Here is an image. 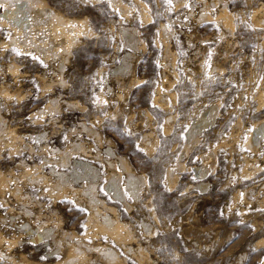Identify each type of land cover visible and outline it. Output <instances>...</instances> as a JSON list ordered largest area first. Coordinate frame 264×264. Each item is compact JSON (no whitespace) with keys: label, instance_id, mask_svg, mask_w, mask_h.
<instances>
[{"label":"rangeland","instance_id":"374dc122","mask_svg":"<svg viewBox=\"0 0 264 264\" xmlns=\"http://www.w3.org/2000/svg\"><path fill=\"white\" fill-rule=\"evenodd\" d=\"M46 1L66 16L86 18V25L63 68L64 83L57 82L52 89H41L38 74L55 76L52 66L33 48L21 52L0 47V83L11 88L10 97L0 92V112L6 121L0 124V171L19 174L24 159L50 176L49 167L68 171L74 159L91 162L101 175L97 197L115 206L119 220L129 225L131 239L116 242L101 233L93 235L86 225L90 209L81 192L76 191L77 197L69 192L56 198L54 191L48 194L47 184H31L19 176L9 183L10 188L16 181L20 185L18 196L0 191V237H4L0 264H60L66 258V242L81 236L87 248L85 260L90 259L77 264H113L100 255L98 248L103 247L116 251L119 262L114 264H264V134L258 143L251 137L253 125L264 123V105L258 104L259 94L264 93V0H181L176 5L172 0H120L127 13L112 0ZM223 5L233 17L231 30L216 17ZM253 15L263 21L257 23ZM123 30L137 44H130ZM8 33L0 27L1 39L7 40ZM123 60L130 63L128 71L114 72ZM9 61L19 64L14 77L7 68ZM157 91L167 106L153 103ZM51 97L60 101L57 111L47 107ZM214 103L219 106L211 123L183 153L187 128ZM81 121L97 135L83 130ZM8 129L22 137L17 144ZM75 140L91 148L87 149L91 155L71 153L68 165L59 166V154L52 148L64 149ZM107 147L113 154L104 153ZM211 149L216 151V166L201 176L202 153ZM118 156L145 178L137 199L124 188L130 207L104 187L111 168L120 173L124 184ZM106 158L116 164L114 168L108 167ZM257 166L260 169L255 170ZM169 171L176 176L172 186ZM26 222L34 230L43 225L52 228L55 239L62 238L61 251L55 239L34 241L21 228ZM146 223L150 231H144ZM138 248L143 255H138Z\"/></svg>","mask_w":264,"mask_h":264},{"label":"bare ground","instance_id":"6f19581e","mask_svg":"<svg viewBox=\"0 0 264 264\" xmlns=\"http://www.w3.org/2000/svg\"><path fill=\"white\" fill-rule=\"evenodd\" d=\"M175 2V5L178 4L181 0H172ZM213 1V0H212ZM112 4L114 5H119L124 12L128 11L125 8V5H123L121 3L120 0H112ZM174 4V3H173ZM208 4V3H207ZM140 5V4H139ZM262 5V4H261ZM118 6V7H119ZM141 6L144 7V5L141 3ZM221 6V5H220ZM179 7V6H178ZM0 8H3V13L0 14V27H4L6 28L8 31H10V37L7 40H3L0 38V47L2 48H16L19 51H23L24 49H34V51L37 53V55L41 56L43 59L46 60V62H48L51 66H52V72L53 75L55 76V79H51L49 77H47V74L45 72H43L42 74H38L37 76L39 77V79L42 81V86L43 90L46 89H52L53 85L56 84L57 82L59 84H63L64 80H63V75H62V71L63 68L65 66V63L68 59V56L71 54L72 48L73 46L77 43L78 41V37H80V33L82 32L81 29L85 27L86 25V18H75V17H70V16H66L64 14H62L60 11H58L56 8H54L53 6H51L46 0H0ZM129 9V8H128ZM255 9V8H254ZM259 9V6H258ZM206 12V10H204ZM204 12V13H205ZM208 12V10H207ZM252 12V11H251ZM254 12H257L256 10H254ZM127 13V12H126ZM217 13V12H216ZM253 13V12H252ZM258 13V12H257ZM255 14V13H254ZM259 14V13H258ZM205 15V14H204ZM256 15V14H255ZM140 16V15H139ZM142 16L143 18L146 17V14L144 13V10L142 9ZM201 16V15H200ZM252 16V15H251ZM209 17V16H207ZM205 17V18H207ZM217 19L223 24L222 26H225L227 28H229L231 30V28L233 27V17L232 14L228 11V9L226 8V5H223L222 8L220 9L218 15L216 16ZM215 17V18H216ZM253 20L256 21L257 23H259L261 20L257 21L255 20V16L253 15ZM150 19V18H149ZM199 19V18H198ZM252 19V18H251ZM263 21V20H262ZM261 21V22H262ZM166 27V26H165ZM164 27L162 26V29ZM120 29V28H119ZM125 29V28H124ZM128 29V28H126ZM122 30V28H121ZM130 31V30H129ZM134 31V30H132ZM125 32L126 38L128 40V42L130 44H135L134 43V37L127 32L126 30H123L122 33ZM163 32V31H161ZM167 33V32H166ZM124 34V33H123ZM133 34V33H132ZM162 34V33H161ZM1 36V35H0ZM124 36V35H123ZM165 36V35H163ZM125 37V36H124ZM166 39L168 38V36H165ZM125 38V39H126ZM165 39L166 43L167 40ZM264 41V40H263ZM127 42V41H126ZM128 43V45H129ZM262 43V42H261ZM137 44V43H136ZM134 47V46H133ZM136 48V47H135ZM5 51V50H4ZM25 51V50H24ZM33 51V52H34ZM165 52L167 55L170 54V49L168 47V45L166 44V48H165ZM3 54V53H2ZM9 57V56H8ZM12 57V56H10ZM9 57V58H10ZM127 57V56H126ZM170 57V56H169ZM173 57V54H172ZM128 59V58H127ZM166 59V58H165ZM171 59V58H170ZM11 60V59H10ZM13 60V59H12ZM44 60V61H45ZM129 60V59H128ZM174 60V59H173ZM54 61H57L56 65H53ZM167 61V60H166ZM4 63V62H3ZM163 63V62H162ZM164 63H169L164 62ZM174 63V62H172ZM130 63L127 62V60H123V62H121V64H119L118 66H116L113 71L115 72H121V74H124V72L128 71V67H130L129 65ZM18 65L16 64V62H10L7 64V68L9 70V72L11 73V75H13V77L17 74L18 71ZM50 66V67H51ZM112 72V73H114ZM116 73V74H117ZM1 74V73H0ZM20 74V73H19ZM119 74V73H118ZM120 74V75H121ZM18 75V74H17ZM12 77V78H13ZM20 80V79H19ZM3 81V80H2ZM16 81V80H15ZM38 81V80H37ZM138 81V79H137ZM136 82V81H135ZM9 86H7L6 84H2L0 83V92L1 94L10 97L11 96V88L10 90L8 89ZM258 91V90H257ZM256 91V93H257ZM264 91V90H263ZM44 92V91H43ZM99 92V91H98ZM14 94V93H13ZM101 96L102 94L99 93ZM2 96V95H1ZM20 96V95H19ZM100 96V97H101ZM258 100L260 99V101H258L259 106L261 108L262 105H264V93H260L258 96ZM153 103L162 106H167L165 104H167L166 100L163 98V96L161 95L160 91H157L155 97H153ZM174 98V97H173ZM9 99V98H8ZM101 100V99H100ZM103 100V99H102ZM257 100V99H256ZM6 101V100H4ZM69 101V100H68ZM48 109L49 110H58L59 108V99L58 98H52L50 99V101H48ZM72 102V101H71ZM257 102V101H256ZM72 103L75 104V102L73 101ZM69 104V103H68ZM70 105V104H69ZM78 105V104H77ZM218 103H214L212 104L210 107L205 108L202 112H200V114L194 119L192 120V123L190 124V126L187 128L186 130V135H187V145L185 146L183 153L186 152V150L189 147V143H191L193 141H196L197 138V134L201 131V129L208 125L209 123H211V119L213 117V115L216 113L217 107H218ZM258 106V107H259ZM79 108V107H78ZM167 108V107H166ZM259 109V108H258ZM42 112V111H41ZM197 115V114H196ZM38 116V115H37ZM81 117V116H80ZM55 118V117H54ZM57 118V117H56ZM55 118V119H56ZM52 119V118H51ZM84 119V118H83ZM38 120V119H37ZM39 121V120H38ZM37 121V122H38ZM54 121V120H53ZM5 118L4 116L1 114L0 112V124L1 125H5ZM35 122V121H33ZM168 122V121H167ZM262 122V121H261ZM81 128L83 130H86L88 133L92 134V135H97L95 129L93 130V128L91 126H86L82 121L80 123ZM263 125L264 123H262V125H253V132L251 133V137L254 138V142L258 143L259 139L261 138L263 133ZM9 127V125L7 126ZM6 127V128H7ZM71 128V127H70ZM15 129V128H14ZM72 129V128H71ZM71 129L69 132H71ZM77 129V128H76ZM168 129V127H167ZM3 130V129H2ZM2 130H0V140L2 139L3 135L1 136ZM7 130V129H5ZM9 130V129H8ZM16 130V129H15ZM56 130V129H55ZM69 130V128H68ZM10 133L11 138H12V143H16L17 144V139L19 140V138H22L21 136H19L18 134L15 133L14 130H9L7 131V133ZM77 132V131H76ZM5 133V131H4ZM47 133V132H46ZM45 133V134H46ZM72 133V132H71ZM39 134V133H38ZM22 135V134H21ZM71 135V134H70ZM100 135V134H99ZM38 136V135H37ZM60 136V135H59ZM40 138L43 137V134L39 135ZM47 137V136H46ZM79 137V136H78ZM6 138V137H4ZM10 138V139H11ZM44 138V137H43ZM96 138V137H95ZM24 139V138H23ZM252 139V138H251ZM4 140V139H3ZM2 140V141H3ZM6 140V139H5ZM42 140V139H41ZM16 141V142H15ZM23 142V140H20ZM97 141H99V139L97 138ZM110 141V140H109ZM248 141V140H247ZM250 138H249V143L250 142ZM253 141V140H252ZM10 142V140H9ZM8 142V143H9ZM6 143V142H5ZM249 143H247V145H249ZM4 144V143H3ZM21 143L19 142V145ZM47 144V143H45ZM1 145V143H0ZM5 145V144H4ZM14 145V144H13ZM25 145V144H24ZM42 145V144H41ZM147 145V144H146ZM259 144H257L258 146ZM32 145L26 144V147L30 149H32L31 147ZM39 147H41L40 145H38ZM45 146V145H44ZM67 146V145H66ZM55 147V146H54ZM149 147V146H147ZM254 147V146H253ZM15 148V146H14ZM13 148V149H14ZM18 148V147H17ZM21 148V147H20ZM19 148V149H20ZM45 148V147H44ZM89 148V147H88ZM86 148V146L84 145V143H82L79 140H75L72 141L66 148L64 149H59V148H52V150L55 152H57L59 154V159L57 160V163L59 164V166H63L66 167L70 161V156L71 153H83V156H89L91 154H87L88 151ZM250 148V147H249ZM251 149V148H250ZM16 150V148H15ZM33 150V149H32ZM44 150V149H43ZM46 150V149H45ZM257 150V149H256ZM14 151V150H12ZM17 151V150H16ZM36 151V150H35ZM33 152V151H32ZM44 152V151H43ZM100 152V151H98ZM13 153V152H12ZM97 153V152H96ZM105 154L107 153L108 155L113 154V150L110 147H107L105 152ZM96 155L100 156L101 154L97 153ZM46 156V155H45ZM97 156V157H98ZM107 156V155H106ZM201 156V155H200ZM96 157V159H97ZM94 158V157H93ZM113 158V157H112ZM98 159H100L98 157ZM203 159V166L201 167V169L199 170L201 173V176H204L207 171L209 169H214L217 163V156H216V151L214 149L208 150V151H204L202 153V158ZM24 160V159H23ZM20 163L21 167H22V172H20L19 174H15L12 171L9 173L7 172V174H4L2 171H0V191L3 193L6 190H9L13 195H17L19 193V187L17 185V181L15 182V185L13 188H10L9 183L12 180H17V178H20L19 176H21L25 181H27L28 183L31 184H37L39 185L40 182H43L44 184H47V188H48V194H52L53 191L55 193L54 197L57 198V196H62V195H67L69 192L72 193V195L76 196V191L81 192V194L84 196V198H86L87 201V205L89 207V211H90V216L87 217V223L86 225H89V228L92 229L93 231V235H97V234H103L106 235L112 239H114L116 242H120V241H129L126 238L131 239V231L129 230V225H125L124 223H122L121 220H119V216H118V211L115 208V206L112 205H108L106 204L104 201H102L100 198L97 197L96 195V187H97V181L99 180V178L101 177V175H99L96 167L89 161H86L84 159H74L72 160V166L71 169L66 171V170H61V169H57L55 167H49L51 168L49 173L50 176L46 175L42 169L40 168V166L36 165L35 162L34 164H27V162L23 161ZM56 160V159H55ZM53 160V161H55ZM105 163L108 165V167H111L116 165H114L113 161H111L110 159L106 158L104 159ZM103 160V161H104ZM118 160H119V165L122 171H124L125 173V180H124V184L121 183L120 181V173L118 172H114L113 169L111 168V171L107 172L108 176H107V180L106 183L104 184V187L106 190H108L110 193H112L113 196H115L116 198H119L120 201H122L124 204L128 205L127 199L125 198V192H124V188L127 190V192L133 197L136 198L141 190L142 185L145 182V178L143 175L141 174H137L135 173L130 164L126 161V159L124 157L118 156ZM250 161V159H248ZM253 160V159H252ZM45 162H50L49 158H44ZM246 164H247V160ZM255 161V160H253ZM179 162V161H178ZM39 163V162H38ZM249 163V162H248ZM252 163V162H251ZM254 163V162H253ZM42 164V162H41ZM40 165V164H39ZM106 165V166H107ZM180 164L177 163V166H179ZM249 165V164H248ZM255 165V164H254ZM264 165V164H263ZM182 166V163H181ZM180 166V167H181ZM260 166V165H259ZM257 166V169H260V167ZM247 167V166H246ZM16 168V166H15ZM79 168V170H78ZM255 167H253L254 169ZM12 169V168H9ZM248 169V168H247ZM246 169V170H247ZM252 169V170H253ZM36 170V171H33ZM116 170V169H115ZM173 171V170H172ZM245 171V170H244ZM15 172V171H14ZM175 172V171H174ZM198 172V171H197ZM251 172V171H250ZM249 173V172H248ZM168 183L170 186L174 185L176 182V176L169 171L168 172ZM54 178V179H52ZM21 179V178H20ZM83 181L82 185L79 186V188H75L74 184L76 182H80ZM24 182V181H22ZM21 182V183H22ZM23 184V183H22ZM26 185V184H25ZM13 186V185H12ZM203 188L206 187V185H202ZM24 187V186H23ZM35 187V186H34ZM41 190H43L41 188ZM25 191V189H24ZM44 192V191H42ZM53 193V194H54ZM4 194V193H3ZM27 194V193H26ZM40 194V193H39ZM45 194V192H44ZM52 194V195H53ZM19 195V194H18ZM17 195V196H18ZM21 195V194H20ZM78 195V194H77ZM4 196V195H3ZM9 196V195H8ZM24 196V195H23ZM44 196V195H43ZM22 197V196H21ZM20 197V198H21ZM25 197V196H24ZM53 197V198H54ZM68 197V196H67ZM77 197V196H76ZM1 198H4L1 196ZM14 198V197H13ZM18 198V197H17ZM23 198V197H22ZM36 198V197H35ZM34 198V199H35ZM55 198V199H56ZM138 198V197H137ZM136 198V199H137ZM16 199V198H15ZM14 199V200H15ZM19 199V198H18ZM25 198H23L24 200ZM76 199V198H75ZM117 199V200H119ZM6 200V199H5ZM4 200V201H5ZM11 200V199H10ZM37 200V199H36ZM78 200V199H77ZM80 200V199H79ZM82 200V199H81ZM80 200V201H81ZM21 201V200H19ZM18 201V202H19ZM53 202V201H52ZM84 202V201H83ZM3 203V202H1ZM8 203V202H5ZM122 203V204H123ZM41 204V203H39ZM6 205V204H5ZM9 207V205H7ZM11 206V205H10ZM21 207V206H20ZM87 207V206H86ZM130 207V206H129ZM10 208V207H9ZM14 210V209H13ZM26 210V209H25ZM12 211V209H11ZM10 211V212H11ZM29 211V210H27ZM27 211L25 212V214L27 213ZM37 213V212H36ZM56 213V212H55ZM11 214V213H10ZM39 214V213H38ZM54 214V212H53ZM16 215V214H15ZM37 215V214H36ZM57 215V214H56ZM17 216V215H16ZM48 216V215H47ZM51 216V215H50ZM15 217V216H14ZM28 217V216H26ZM40 217V215H39ZM13 217H11L12 220ZM41 218V217H40ZM45 218V217H44ZM43 218V219H44ZM47 218V217H46ZM45 218V219H46ZM10 219V218H8ZM44 219V220H45ZM49 218H47L48 220ZM51 219V218H50ZM30 220V219H29ZM43 220V221H44ZM60 220V219H59ZM5 221V220H3ZM27 221V219H26ZM51 221V220H50ZM56 221V220H55ZM57 224V222H55ZM61 221V220H60ZM10 222V221H9ZM12 222V221H11ZM14 222V221H13ZM45 222V221H44ZM43 222V223H44ZM47 222V221H46ZM144 222V221H143ZM19 223V222H18ZM14 224V223H13ZM23 224V223H22ZM30 223L27 222L26 224H23V227L25 229V232L29 235H31L32 239L34 241H39L43 238H51V239H55L54 235H53V229L49 228L48 225L44 226L42 228H38L35 229L31 228L29 226ZM42 224V223H41ZM45 224V223H44ZM49 224V223H47ZM53 224V223H52ZM147 224V223H146ZM144 224V231H148L149 226L147 224ZM21 225V224H20ZM35 225V224H34ZM16 226V225H15ZM58 225H56L57 227ZM20 227V226H19ZM37 227V225H36ZM35 227V228H36ZM62 227V225H61ZM18 228V225L17 227ZM60 228V227H59ZM65 229V228H64ZM88 229V228H87ZM57 230V228H56ZM60 230V229H59ZM89 230V229H88ZM13 231V230H12ZM63 231V229H62ZM150 231V230H149ZM72 232V231H71ZM86 232L88 233V231L86 230ZM19 233V232H18ZM25 233V234H26ZM65 233V231H64ZM77 233V232H76ZM150 233V232H149ZM1 234V232H0ZM20 234V233H19ZM72 234V233H71ZM91 234V233H88ZM21 235V234H20ZM19 235V237H20ZM56 235V233H55ZM60 234H58L57 237H59ZM79 235V234H77ZM87 235V234H86ZM85 235V236H86ZM65 236H70L68 233L65 234ZM72 236V235H71ZM70 236V237H71ZM81 236V235H80ZM84 236V235H83ZM79 237V236H78ZM82 237V236H81ZM80 238H76V240L74 241H70V242H66L68 243V247H67V254H66V258H64L65 260L63 261L62 259V263L60 264H74L76 261H81V260H85L86 254H85V250H87V248L85 249V241H82V239ZM88 237V236H87ZM60 238V237H59ZM93 238V236H92ZM13 238H11L10 240H12ZM16 240V238H14ZM18 239V238H17ZM20 239V238H19ZM18 239V242H19ZM4 240L3 235L0 237V243L1 241ZM57 240V249L58 251L61 249L60 245L63 241L62 238L61 240L59 239H55ZM54 240V243H56ZM68 240V239H67ZM92 241V239H91ZM4 242V241H3ZM2 242V243H3ZM15 242V241H14ZM89 242V241H88ZM1 243V244H2ZM53 243V242H52ZM123 243V242H122ZM0 244V245H1ZM63 244V243H62ZM65 244V243H64ZM87 244V243H86ZM90 243H88L87 245H89ZM93 244V242H92ZM95 244V243H94ZM93 244V245H94ZM125 248H126V243H123ZM55 245V244H54ZM129 245V244H128ZM140 245V244H139ZM63 246V245H62ZM92 246V245H90ZM95 246L100 247L98 244H96ZM107 246V245H106ZM122 246V245H121ZM123 246V247H124ZM56 247V245H55ZM65 247V246H64ZM102 247V246H101ZM2 248V246H1ZM60 248V249H59ZM66 248V247H65ZM64 248V249H65ZM132 247L128 246L126 249L128 252L131 251ZM56 249V248H55ZM56 249V250H57ZM96 249V248H95ZM100 249V255L102 256V258L108 262V263H116L119 262L118 260V255L116 253V251L112 248H108V247H103V248H98ZM124 249V248H123ZM133 250V249H132ZM61 251V250H60ZM59 251V252H60ZM63 251V250H62ZM66 251V250H64ZM99 251V250H98ZM126 251V252H127ZM135 251V250H134ZM145 251V249H144ZM9 252V251H8ZM88 252V251H87ZM132 252V251H131ZM142 249L138 248V255L141 256L142 254ZM0 253H2L1 249H0ZM63 253V252H62ZM65 253V252H64ZM63 253V254H64ZM91 253V251H90ZM133 253V252H132ZM146 253L145 252V257H146ZM89 254V253H88ZM3 255H6L3 252ZM13 256V255H12ZM11 256V257H12ZM65 256V255H64ZM137 255H135L136 257ZM148 256V255H147ZM144 257V258H145ZM10 258V256L8 257ZM100 258V257H99ZM90 259V258H89ZM88 259V260H89ZM94 259V258H93ZM92 259V260H93ZM139 259V258H138ZM143 259V258H140ZM87 260V259H86ZM85 260V261H86ZM87 260V261H88ZM91 260V261H92ZM118 260V261H117ZM146 260V258H145ZM82 261V262H83ZM143 261V260H142ZM147 261V260H146ZM61 262V261H60ZM76 262V264H77ZM95 262V261H93ZM120 262L123 263V261L121 260ZM80 263V262H79ZM88 263V262H86ZM143 263V262H142ZM59 264V263H58ZM82 264V263H81ZM99 264V262H98Z\"/></svg>","mask_w":264,"mask_h":264},{"label":"snow or ice","instance_id":"6c2138e0","mask_svg":"<svg viewBox=\"0 0 264 264\" xmlns=\"http://www.w3.org/2000/svg\"><path fill=\"white\" fill-rule=\"evenodd\" d=\"M167 2H168V3H171V0H167ZM185 6H187V5H185ZM41 63H42V62H41Z\"/></svg>","mask_w":264,"mask_h":264}]
</instances>
